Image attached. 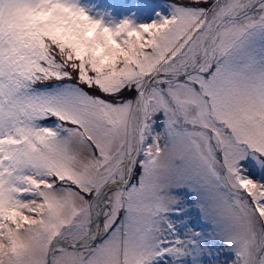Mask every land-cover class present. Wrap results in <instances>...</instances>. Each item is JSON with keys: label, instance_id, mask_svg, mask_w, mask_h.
Returning a JSON list of instances; mask_svg holds the SVG:
<instances>
[{"label": "snow or ice", "instance_id": "1", "mask_svg": "<svg viewBox=\"0 0 264 264\" xmlns=\"http://www.w3.org/2000/svg\"><path fill=\"white\" fill-rule=\"evenodd\" d=\"M172 8L0 0V264H264V0Z\"/></svg>", "mask_w": 264, "mask_h": 264}, {"label": "rangeland", "instance_id": "2", "mask_svg": "<svg viewBox=\"0 0 264 264\" xmlns=\"http://www.w3.org/2000/svg\"><path fill=\"white\" fill-rule=\"evenodd\" d=\"M172 2L173 0H78L79 5L85 8L93 19L113 29L125 20L131 21L138 28L144 24L170 18L173 12ZM188 215L192 226L198 230L207 227L201 223L195 207ZM228 258L227 254H221L222 262Z\"/></svg>", "mask_w": 264, "mask_h": 264}, {"label": "clouds", "instance_id": "3", "mask_svg": "<svg viewBox=\"0 0 264 264\" xmlns=\"http://www.w3.org/2000/svg\"><path fill=\"white\" fill-rule=\"evenodd\" d=\"M93 35H94V31L89 30V31L87 32V36H88L89 38H91Z\"/></svg>", "mask_w": 264, "mask_h": 264}]
</instances>
